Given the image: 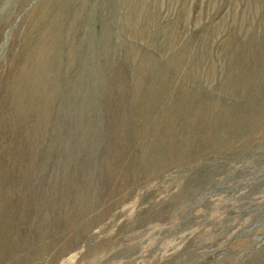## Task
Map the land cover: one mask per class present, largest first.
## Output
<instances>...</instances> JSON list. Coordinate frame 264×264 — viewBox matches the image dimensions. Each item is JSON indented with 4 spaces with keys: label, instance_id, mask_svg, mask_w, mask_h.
I'll list each match as a JSON object with an SVG mask.
<instances>
[{
    "label": "rangeland",
    "instance_id": "rangeland-1",
    "mask_svg": "<svg viewBox=\"0 0 264 264\" xmlns=\"http://www.w3.org/2000/svg\"><path fill=\"white\" fill-rule=\"evenodd\" d=\"M0 264H264V0H0Z\"/></svg>",
    "mask_w": 264,
    "mask_h": 264
}]
</instances>
